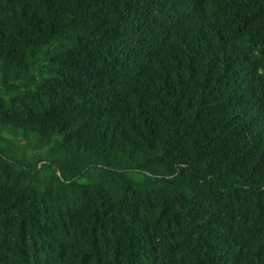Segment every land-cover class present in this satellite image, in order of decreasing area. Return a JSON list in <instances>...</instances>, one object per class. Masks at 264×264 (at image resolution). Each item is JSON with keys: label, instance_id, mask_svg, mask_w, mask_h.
<instances>
[{"label": "trees", "instance_id": "1", "mask_svg": "<svg viewBox=\"0 0 264 264\" xmlns=\"http://www.w3.org/2000/svg\"><path fill=\"white\" fill-rule=\"evenodd\" d=\"M0 264H264V0H0Z\"/></svg>", "mask_w": 264, "mask_h": 264}]
</instances>
